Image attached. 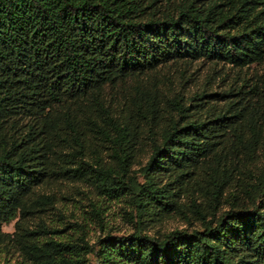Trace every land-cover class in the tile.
Masks as SVG:
<instances>
[{
    "label": "trees",
    "instance_id": "obj_1",
    "mask_svg": "<svg viewBox=\"0 0 264 264\" xmlns=\"http://www.w3.org/2000/svg\"><path fill=\"white\" fill-rule=\"evenodd\" d=\"M200 62L228 89L157 84ZM263 64L264 0H0V262L264 264V70L242 76ZM66 184L133 232L90 245L45 191Z\"/></svg>",
    "mask_w": 264,
    "mask_h": 264
},
{
    "label": "rangeland",
    "instance_id": "obj_2",
    "mask_svg": "<svg viewBox=\"0 0 264 264\" xmlns=\"http://www.w3.org/2000/svg\"><path fill=\"white\" fill-rule=\"evenodd\" d=\"M229 69V68H228ZM223 70V72L221 71ZM264 70L262 66L254 65L250 70L242 73V76L252 77L256 73ZM226 67L214 66L209 63H194L182 67H172L164 70L157 77V84L163 91L169 90L171 95L180 91L183 95L193 96L197 93H220L228 89L230 83L234 80L236 71H230L228 74ZM219 106H222L221 104ZM45 191L55 192L59 200L60 207L69 217L70 220L82 221L84 218L89 224L87 228V241L90 245L96 246L98 238L108 234L113 236H123L133 232V225L130 217L125 214L128 206L124 202L104 200L96 196L91 190L79 184H66L64 186H55L52 190ZM48 192V193H49ZM94 203L102 209V223H94L91 214L90 205ZM189 225L181 217H173L168 219L159 227V231L168 232L176 229H188ZM74 228H70L72 231ZM4 231L7 233L15 232V222L5 226ZM156 233V230L154 231ZM152 232V234H154ZM17 255H11L10 264H16ZM94 261V257L92 256ZM0 264H4L1 260Z\"/></svg>",
    "mask_w": 264,
    "mask_h": 264
}]
</instances>
